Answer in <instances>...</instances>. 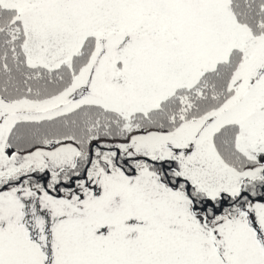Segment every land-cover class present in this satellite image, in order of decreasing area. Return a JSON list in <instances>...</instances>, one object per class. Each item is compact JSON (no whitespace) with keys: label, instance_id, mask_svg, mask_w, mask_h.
Returning a JSON list of instances; mask_svg holds the SVG:
<instances>
[{"label":"snow or ice","instance_id":"6c2138e0","mask_svg":"<svg viewBox=\"0 0 264 264\" xmlns=\"http://www.w3.org/2000/svg\"><path fill=\"white\" fill-rule=\"evenodd\" d=\"M0 264H264V0H0Z\"/></svg>","mask_w":264,"mask_h":264}]
</instances>
